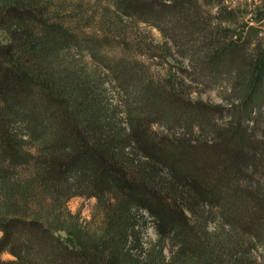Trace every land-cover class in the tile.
<instances>
[{
    "label": "trees",
    "instance_id": "16d2710c",
    "mask_svg": "<svg viewBox=\"0 0 264 264\" xmlns=\"http://www.w3.org/2000/svg\"><path fill=\"white\" fill-rule=\"evenodd\" d=\"M113 1L162 53L66 0H0V264H264V0ZM79 196L102 212L81 245L57 234Z\"/></svg>",
    "mask_w": 264,
    "mask_h": 264
},
{
    "label": "rangeland",
    "instance_id": "374dc122",
    "mask_svg": "<svg viewBox=\"0 0 264 264\" xmlns=\"http://www.w3.org/2000/svg\"><path fill=\"white\" fill-rule=\"evenodd\" d=\"M243 1L244 0H238V2ZM66 2L67 6L70 5L73 8L78 7L75 17L79 20L78 23L81 22V25L84 26V32L88 35H100L102 32L101 29L105 30V27L109 26L112 31L117 30L121 36L128 40L139 37L141 40H145L147 44L155 46V48L165 43L161 33L157 29L149 27L144 23H137L116 13L113 0H66ZM250 3L252 4V0ZM257 3L259 2L257 1ZM236 5L237 4H235V6ZM120 16L122 18H119ZM6 37L4 33L0 32V42L6 43L8 41ZM155 51L162 53L161 49L156 48L154 49V52ZM141 54H138L137 58L142 64L141 68L144 72L152 77L161 78L160 80L168 77L169 65L164 61L165 57L162 58L161 55L152 54L149 52V49L145 52L143 51ZM77 61L78 63H82L90 71H98V68L96 69L89 58H77ZM103 77H105L104 74H102V78ZM105 86L108 89L107 94L109 95V103L113 106L119 105L118 92L107 82H105ZM198 91L202 93L200 97L202 101L212 105H224L222 97L225 95V92L222 87H215L212 89L200 88ZM228 121L223 120L221 124L226 126V124L229 123ZM160 131L163 132L161 129ZM68 210L72 216L76 217L74 223L76 228L73 229L74 227H71L68 231L59 230L57 234L62 238L72 237L75 244L81 245L83 243L78 240V234L88 230L92 232L97 231L99 229V222L102 219V212L98 208L96 198L82 196L74 197L68 203ZM74 224L72 222L70 225L74 226ZM149 235L152 238L155 237L152 229L149 230ZM3 259L12 260L13 257L10 254H4Z\"/></svg>",
    "mask_w": 264,
    "mask_h": 264
}]
</instances>
